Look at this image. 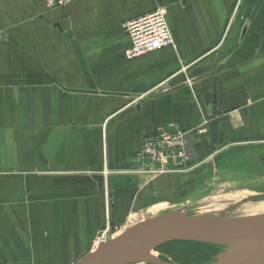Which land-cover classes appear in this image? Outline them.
<instances>
[{
  "label": "crops",
  "instance_id": "obj_1",
  "mask_svg": "<svg viewBox=\"0 0 264 264\" xmlns=\"http://www.w3.org/2000/svg\"><path fill=\"white\" fill-rule=\"evenodd\" d=\"M158 8L175 45L128 60L125 23ZM171 125L209 161L181 184L264 172V0H0V264H74L173 198L134 164Z\"/></svg>",
  "mask_w": 264,
  "mask_h": 264
},
{
  "label": "water",
  "instance_id": "obj_2",
  "mask_svg": "<svg viewBox=\"0 0 264 264\" xmlns=\"http://www.w3.org/2000/svg\"><path fill=\"white\" fill-rule=\"evenodd\" d=\"M201 181L187 184L178 197L190 194ZM257 198L264 200V194ZM169 199L172 203L181 200L170 197L165 200ZM148 201L159 203L162 200L158 196ZM171 242L199 243L218 248V253L205 264H264V214L229 218L211 214L191 215L181 210L164 212L98 244L74 264H178L164 254H159L154 261L145 257L149 251ZM161 258H166L167 262Z\"/></svg>",
  "mask_w": 264,
  "mask_h": 264
},
{
  "label": "built area",
  "instance_id": "obj_3",
  "mask_svg": "<svg viewBox=\"0 0 264 264\" xmlns=\"http://www.w3.org/2000/svg\"><path fill=\"white\" fill-rule=\"evenodd\" d=\"M48 10L65 8L77 0H45ZM124 28L130 37L131 46L125 55L133 61L172 48L175 43L167 21L166 8L155 11L128 21ZM189 133L176 129L175 126L161 128L155 134L144 139L143 145L134 164L140 174L146 176H161L185 172L189 161L188 137ZM112 232L107 228L97 244L110 239Z\"/></svg>",
  "mask_w": 264,
  "mask_h": 264
},
{
  "label": "rangeland",
  "instance_id": "obj_4",
  "mask_svg": "<svg viewBox=\"0 0 264 264\" xmlns=\"http://www.w3.org/2000/svg\"><path fill=\"white\" fill-rule=\"evenodd\" d=\"M189 162L190 161L187 162V165L184 168L186 170L185 172L172 175L174 176V179L170 185V189L171 191H175L173 194L174 196H176L179 192H181V189L185 187V184L180 183L182 182V179H185L189 174L196 175L197 170L199 171L200 169L201 170L204 169L205 166H207L209 161L200 165L202 167L200 169H196V171H193V172L190 171L192 168L191 169L188 168ZM211 163L212 162H210L209 165ZM236 170L238 171L242 169L237 168ZM251 170H253L254 173L252 174L250 173V175H243V177L239 175H235L234 177L231 175H225L224 177H221V178L218 177V175L210 177L208 179L202 180L201 182H198V186L194 188L195 190L192 191L190 194L188 193L182 198L179 197L181 199V200L179 199L180 200L179 203H172L171 201H169V203L171 204L169 205V204H161V203H154L151 201H147L142 206L137 207V209H135L133 213L134 215L141 216L144 213L153 212L152 218L160 215L161 213L168 212V211H175V210L176 211L181 210V211H184V213L186 214L188 213L191 215L211 214V215L226 216L230 218L264 214V203L250 202L246 200L247 198L245 197V195H248V194L255 195L257 193H264V181L262 178L258 176L256 177L258 173H260L261 175H264V172L258 169L256 165H254V168H252ZM141 175L143 176L147 174H141ZM191 182H194V181H191ZM165 193H166V190L164 186L160 190V195L164 199L163 201H165L166 197L167 198L171 197L170 195L165 194ZM146 206L147 208L143 209ZM128 226L129 225H128V218H127L126 222H124V226L122 227L118 226V230L112 232L109 236L112 237V235L114 234H119L120 232L123 233L125 229L124 227H128ZM107 228H108V225L105 228V230ZM105 230L100 232L98 236L95 238L92 244V248L97 244L98 240L101 238V234ZM165 249L168 251V247H166ZM170 253H173L178 258V252L173 251ZM180 262L184 263L182 260H180ZM201 264H204V263H201Z\"/></svg>",
  "mask_w": 264,
  "mask_h": 264
},
{
  "label": "trees",
  "instance_id": "obj_5",
  "mask_svg": "<svg viewBox=\"0 0 264 264\" xmlns=\"http://www.w3.org/2000/svg\"><path fill=\"white\" fill-rule=\"evenodd\" d=\"M173 198H175V200L180 199L178 197V194ZM163 247H168L169 252H178V258L186 264H205L209 262L211 258L215 256L219 251L218 248L215 247L190 242H171L158 247L156 251L158 252V250ZM171 254L176 260L180 261L173 253ZM168 257L170 256L168 255Z\"/></svg>",
  "mask_w": 264,
  "mask_h": 264
},
{
  "label": "bare ground",
  "instance_id": "obj_6",
  "mask_svg": "<svg viewBox=\"0 0 264 264\" xmlns=\"http://www.w3.org/2000/svg\"><path fill=\"white\" fill-rule=\"evenodd\" d=\"M146 178H145V180H149V179H156V178H159L158 176H153V177H151V176H145ZM264 193H262V194H260V193H257V194H255V195H245V197L247 198L246 200H248V201H250V202H262V203H264V200H259L260 198H257V197H259V196H261V195H263ZM152 197H158V195H156V194H149L148 196H147V200H151V198ZM169 201H171V199H169V200H165V201H161V202H159V203H161V204H169V205H171L170 203H169ZM224 201H226V200H224ZM158 202V201H157ZM161 204H159V205H161ZM244 207V206H243ZM145 208H147V206L146 207H144L143 209H145ZM184 208H186V207H184ZM176 211V210H175ZM260 215V214H259ZM251 216H256V215H251ZM153 217V212L152 213H149V212H147V213H144V214H142L141 216L140 215H134V216H132L131 218H130V220H129V222H128V227H125V229H124V231L125 230H127L128 228H130V227H132V226H134L135 224H137V223H140V222H142V221H145L146 219H149V218H152ZM230 218V217H229ZM234 218H237V217H234ZM123 231V232H124ZM98 245V244H97ZM97 245L95 246V247H97ZM158 252L157 251H149V253H148V255H145V257L146 256H148L147 258H149L150 260H156L157 259V257H158ZM141 260H143V256H141Z\"/></svg>",
  "mask_w": 264,
  "mask_h": 264
},
{
  "label": "flooded vegetation",
  "instance_id": "obj_7",
  "mask_svg": "<svg viewBox=\"0 0 264 264\" xmlns=\"http://www.w3.org/2000/svg\"><path fill=\"white\" fill-rule=\"evenodd\" d=\"M158 196L161 198V200H163V197L161 195H158ZM165 248L166 247H163V248L159 249L158 253L159 254H164V255H167V256L169 255L171 257V258L170 257L169 258L172 260V262L178 263V264H182L180 261L176 260L170 252H166L167 250ZM161 260L164 261V262H167L166 258H161Z\"/></svg>",
  "mask_w": 264,
  "mask_h": 264
}]
</instances>
